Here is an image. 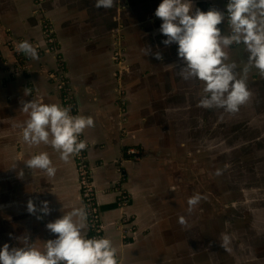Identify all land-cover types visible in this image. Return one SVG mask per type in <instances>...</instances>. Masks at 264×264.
I'll list each match as a JSON object with an SVG mask.
<instances>
[{
	"label": "crops",
	"instance_id": "1",
	"mask_svg": "<svg viewBox=\"0 0 264 264\" xmlns=\"http://www.w3.org/2000/svg\"><path fill=\"white\" fill-rule=\"evenodd\" d=\"M8 2L0 0V211L11 217L6 243L21 247L27 236L43 250L48 240L56 238L46 225L74 208H85L76 158L64 162L50 144L26 143L17 127L29 119L25 103L62 105L60 89L45 76L55 66L45 54L41 23L47 18L78 113L94 119L95 126L82 133L87 144L83 161L97 190L103 237L116 247L119 264H189L191 223L182 225L179 220L189 214L194 189L187 177L180 181L175 175L178 146L166 134L169 125L168 130L162 126L165 108L156 107L155 95L141 90L155 86L157 74L150 72L147 78L150 68L140 66V61L130 64L129 50L121 53L124 60L113 59L121 39L114 33L115 6L108 11L97 9L95 0H11L7 7ZM121 11L118 27H123ZM24 40L36 48L38 59L17 50ZM17 64L23 70L10 75ZM148 107L152 108L145 110ZM3 120L9 121L10 131H3ZM130 147L139 150L137 158L126 154ZM42 151L48 152L56 168L53 177L26 167ZM122 176L120 183L115 182ZM123 190L128 195L126 211L118 200ZM29 201L36 205L35 214L27 211ZM42 201L48 202V215L39 211ZM86 225L90 238L87 221Z\"/></svg>",
	"mask_w": 264,
	"mask_h": 264
},
{
	"label": "rangeland",
	"instance_id": "2",
	"mask_svg": "<svg viewBox=\"0 0 264 264\" xmlns=\"http://www.w3.org/2000/svg\"><path fill=\"white\" fill-rule=\"evenodd\" d=\"M6 1L5 6L10 7L11 0ZM136 2L141 6L133 4V0H117L112 15L114 33L121 39L116 41L115 49L120 47L123 54L129 50L130 64L140 61V66L150 68L147 78L150 72L157 74L155 86H142L141 90L155 95L156 107L165 108L162 126L168 130L169 125L170 134L165 133L178 146L174 152L176 177L180 181L187 177L194 189L192 196L199 193L203 197L184 217L188 225L191 223L194 240L188 262L264 264V75L254 67L248 72L251 97L238 112L201 107L204 82L182 79L179 73L186 69L177 56L178 46L162 43L166 39L159 31L162 21L155 16L161 0ZM227 3L228 0H193L194 9L206 12L215 7L225 12V21L219 25L222 35L231 34ZM120 9L123 27H118L116 21ZM130 10H134L133 16ZM146 47L151 50L148 55L141 52ZM225 51L241 74L248 62L246 46L233 44ZM156 52L162 53V60L155 58ZM1 122L3 131H10L9 121ZM9 218L4 213L0 216V243L7 240Z\"/></svg>",
	"mask_w": 264,
	"mask_h": 264
},
{
	"label": "clouds",
	"instance_id": "3",
	"mask_svg": "<svg viewBox=\"0 0 264 264\" xmlns=\"http://www.w3.org/2000/svg\"><path fill=\"white\" fill-rule=\"evenodd\" d=\"M117 0H95L97 9H110ZM226 12L231 26L230 35H222L219 25L225 21V12L210 7L208 11L194 9L193 0H161L155 16L162 23L160 33L166 37L165 46L176 44L177 56L184 62L186 71L179 75L185 81L196 79L204 82L199 105L205 109L220 108L236 113L240 106L251 97L248 90L247 74L254 67L264 75V0H228ZM233 44L246 46L248 62L242 73L236 72L237 64L229 62L225 49ZM19 52L32 59H38L36 48L28 40L19 42ZM150 49L146 47L144 54ZM155 58L162 60L163 55L156 52ZM23 110L29 119L22 125L23 140L31 145L50 144L60 153V159L68 162L79 155L87 144L80 139L86 128L95 126L91 116L72 115L70 107L59 103L45 104L28 102ZM29 169H39L49 177L56 174V168L48 152L33 155L26 163ZM217 175L221 170L217 169ZM203 197L197 193L190 197L191 210ZM27 211L35 214L36 205L29 201ZM39 211L50 213L47 201L41 202ZM88 211L74 208L54 222L46 225L55 234V239L46 242L41 250L31 243L27 236L21 247H10L5 243L0 247V264H119L117 249L108 238H89L84 231ZM39 218V217H38ZM179 222L186 223L184 217ZM225 241L228 237L225 235Z\"/></svg>",
	"mask_w": 264,
	"mask_h": 264
},
{
	"label": "built area",
	"instance_id": "4",
	"mask_svg": "<svg viewBox=\"0 0 264 264\" xmlns=\"http://www.w3.org/2000/svg\"><path fill=\"white\" fill-rule=\"evenodd\" d=\"M44 43L46 44L45 54H48L52 57L54 61V68L46 73V78L54 81L61 93L62 106L70 107L72 115H79L77 108L76 96L73 93L72 85L63 71V59L61 54L58 51V46L55 41V34L52 22L50 19H43L41 23ZM122 50L120 47L114 50V61L119 62L124 60L121 55ZM23 65H14L13 68H10V75L21 72L23 70ZM82 140V134L80 135ZM85 149L79 154L76 155V170L78 175V181L81 188L82 198L84 200V206L88 211L87 224L89 227L90 238H100L103 237V226L100 221V212L96 205V188L91 178V170L87 164L83 161V156L85 155ZM126 154L131 157L137 158L139 155V150L130 147L126 150ZM123 180V176L117 178L115 182L120 183ZM119 206L122 211H126L128 203V195L125 190H123L118 198Z\"/></svg>",
	"mask_w": 264,
	"mask_h": 264
},
{
	"label": "flooded vegetation",
	"instance_id": "5",
	"mask_svg": "<svg viewBox=\"0 0 264 264\" xmlns=\"http://www.w3.org/2000/svg\"><path fill=\"white\" fill-rule=\"evenodd\" d=\"M137 4L138 6H141V3L140 2H136V0H133V4ZM134 10H130V12H128V13H130L131 14V12H133ZM136 13H137V10H136ZM131 16H133V14H131ZM182 123V122H181Z\"/></svg>",
	"mask_w": 264,
	"mask_h": 264
},
{
	"label": "trees",
	"instance_id": "6",
	"mask_svg": "<svg viewBox=\"0 0 264 264\" xmlns=\"http://www.w3.org/2000/svg\"><path fill=\"white\" fill-rule=\"evenodd\" d=\"M18 59H19V57H18ZM7 238H8V235H7ZM8 240V239H7ZM7 241H4V243H6Z\"/></svg>",
	"mask_w": 264,
	"mask_h": 264
}]
</instances>
